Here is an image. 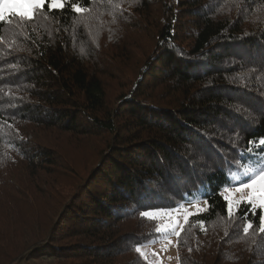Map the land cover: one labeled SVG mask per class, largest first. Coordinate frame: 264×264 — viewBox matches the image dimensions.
I'll return each mask as SVG.
<instances>
[{
	"label": "trees",
	"instance_id": "trees-1",
	"mask_svg": "<svg viewBox=\"0 0 264 264\" xmlns=\"http://www.w3.org/2000/svg\"><path fill=\"white\" fill-rule=\"evenodd\" d=\"M151 1L71 0L87 11L0 21V45L22 23L20 45L0 52V264L43 254L56 264H151L135 249L161 232L141 212L205 201L177 236L179 264H264L263 210L241 202L229 216L220 195L264 161V145L247 151L264 139V0H235L237 13L226 0ZM108 18L131 33L103 50L98 25ZM147 26L154 47L127 100L112 106L98 56L122 67L132 31ZM32 129L60 142L107 134L115 145L89 177L75 172L68 193L53 177L71 164L58 144L28 139Z\"/></svg>",
	"mask_w": 264,
	"mask_h": 264
},
{
	"label": "rangeland",
	"instance_id": "rangeland-1",
	"mask_svg": "<svg viewBox=\"0 0 264 264\" xmlns=\"http://www.w3.org/2000/svg\"><path fill=\"white\" fill-rule=\"evenodd\" d=\"M154 1L155 0H152L151 2L153 3ZM237 2L239 1L237 0ZM233 8L236 9L235 0H226L225 6L223 7L224 11H230V12L233 11L232 13H234L235 10H233ZM131 9L132 7H130V10ZM237 11H238V7L235 13H237ZM131 12H133V9ZM261 16L263 15L255 13L254 18L252 20L255 21V18L258 19V17ZM42 19L43 18H39L37 20V23H40V20ZM21 24H22L21 22L16 23L14 24V26H12L9 29V32H7V34L4 37V40L2 42L3 44L0 45L1 53H7L6 51L7 48L8 50H14L15 48H17L16 47L17 45H20L18 36L19 34H21V32H19L21 28ZM98 26H100L101 28L97 33L98 34L97 39L100 42V48L102 49V47L104 46L103 50H106L109 47L108 42L110 41V39L126 37V35L128 34L126 26H124L123 23L119 24L118 21H116L115 19L108 18L107 20H102ZM149 26L144 27L146 29L140 31L136 29L132 31L135 33V35H133L131 41L129 42L130 44H133L131 45L133 46V49L130 48L129 52H132L133 54L131 56V60H127L122 67L117 66L116 61L110 57H107L106 55L98 56L99 58L98 61L102 65L106 66L107 71L110 70L108 72H105L103 77L105 79L107 97L109 103H111L112 106H120V104H122L123 101L127 100L126 98L129 97L128 92H130V87H132L134 82L136 81V77H137L136 74L139 68L138 67L139 63L143 64L144 55L148 54V52H150L154 47V42L150 36L152 30L151 27L149 28ZM17 32L19 33L17 34ZM13 43H15L16 45L15 44L13 45ZM112 47L114 46L112 45ZM123 93L125 95L122 97ZM28 139H31L38 144L39 143L47 144L49 147H53L56 144H58V148L61 150V153L66 158V160H68V162L71 164V167H68V169H62L61 167H59L57 169L58 174L56 175V179L55 176L53 177V179L55 184H57L58 186L60 185L66 186L65 191H67L68 193L73 189L74 186H76L77 182H80L79 178L83 176L82 178L84 180L87 177H89L90 173L98 165L99 161L103 159L101 157L104 151L108 150L111 145L112 146L115 145L114 142L112 143L110 142L111 139L107 134L103 136L97 135V136L85 137L84 139L77 141L71 139L69 140L67 139L65 141L62 139L60 142L59 138L58 139L56 138L55 132L50 130L45 131L44 129L30 130V132L28 133ZM262 164H264V161H262ZM76 171L81 172L79 178H75L73 176ZM55 184H51L50 187H54ZM236 187L227 188V189H231L232 190L231 192H227L225 190L223 192L224 195L229 196L230 199L233 201L234 208L236 201H240L242 197H247L250 191L248 189H243L242 191L236 192L235 191ZM197 204L201 208L205 207L204 203H192V204L180 205L177 208H171V209L157 208V209H150L148 211L154 213V216L152 218L155 219V221L158 224V227L160 228H163L165 225L171 224L173 222L179 224L183 228V224L185 222V216L188 215L189 213L197 212V208H196ZM27 213L30 214L29 211H27ZM34 214L36 213L34 212ZM189 216L190 215H188V217ZM263 216H264V210H263ZM37 219H38L37 221H41V218H37ZM182 228L177 227L176 231L181 232ZM139 247L143 255L149 260L151 264H179L178 253H177V235L175 233L161 232V236L157 240L140 245ZM29 262L36 264L57 263L56 259L54 257L49 256L48 254H43L40 258L30 259ZM20 263L21 262L18 263L16 261L12 264H20ZM23 263H25V261Z\"/></svg>",
	"mask_w": 264,
	"mask_h": 264
},
{
	"label": "snow or ice",
	"instance_id": "snow-or-ice-1",
	"mask_svg": "<svg viewBox=\"0 0 264 264\" xmlns=\"http://www.w3.org/2000/svg\"><path fill=\"white\" fill-rule=\"evenodd\" d=\"M45 5L47 8L45 9ZM70 7L72 11L76 13H84L87 9L80 7L78 4L71 3V0H0V21L9 20L10 17L18 16L21 20L32 21L35 19L37 14L42 11H47L49 14L62 12L65 8ZM10 22V21H9ZM83 52V49H81ZM249 147L247 151L252 152L254 148H260L261 145H264V139H260L258 143L254 141H248ZM264 151V149H260ZM244 180L248 181L247 183L244 180L239 181V186L235 188L236 192L242 191L243 189H248L249 195L247 197H242L241 201H236V208H234L233 201L229 196L220 193L224 201L227 202V211L229 216L233 215L235 210H238L239 205L243 202L245 205H252L251 209H245V211H252L255 214V208L259 207L261 210H264V164H258L255 167H244L243 169ZM227 192H231V189H225ZM234 195V193H233ZM207 205V201H205ZM197 212L189 213L188 215H197L199 212H206L207 207L201 208L198 204L196 205ZM188 215L185 216V222L188 220ZM142 217H153L154 213L151 211L141 212ZM260 222V232L264 233V216L259 218ZM201 229H203L204 221L200 222ZM177 227H181L179 224L173 222L171 224L165 225L163 228L157 227V232L164 233H175L178 237L180 232L176 231ZM252 228V224L249 223L244 227V232L247 233L249 229ZM137 252H141L139 246L135 249Z\"/></svg>",
	"mask_w": 264,
	"mask_h": 264
},
{
	"label": "built area",
	"instance_id": "built-area-1",
	"mask_svg": "<svg viewBox=\"0 0 264 264\" xmlns=\"http://www.w3.org/2000/svg\"><path fill=\"white\" fill-rule=\"evenodd\" d=\"M203 226H204V224H203ZM203 228H205V227H203Z\"/></svg>",
	"mask_w": 264,
	"mask_h": 264
}]
</instances>
